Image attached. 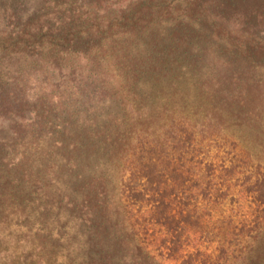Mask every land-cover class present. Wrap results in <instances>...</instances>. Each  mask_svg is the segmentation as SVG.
<instances>
[{
    "label": "trees",
    "instance_id": "16d2710c",
    "mask_svg": "<svg viewBox=\"0 0 264 264\" xmlns=\"http://www.w3.org/2000/svg\"><path fill=\"white\" fill-rule=\"evenodd\" d=\"M77 3L78 11L84 9L80 14L90 20L87 28L81 16L65 21L53 44L54 57L47 61L34 52L22 57L26 64L42 63L56 72L57 84L49 89L63 87L62 60L85 61V67L71 66L72 74L81 78L73 89L84 108L68 113L77 116L78 128L71 132L64 120L43 117L58 124L60 152H67L64 162L76 177L82 180L83 158L89 164L100 160L99 166L109 170L90 174L83 186H76L80 196L74 200L80 208L79 223L86 228L90 264H264V155L244 146L217 116L225 109L210 106L190 112L185 106L134 103L123 106V112L115 110L118 106H103L108 110L101 116L98 107L88 106L94 98L103 105L108 99L122 102L137 94L138 77L151 74L160 79L187 63V71L202 68L207 94H222L227 97L225 108L242 110L240 120L260 117L259 110L246 107L264 104V0ZM206 18L212 24L205 29L209 36L227 27L240 32L223 65L204 59V50L191 44L204 30L200 24ZM164 37L171 39L166 48L161 46ZM145 38V44L156 41V47L135 54L131 45ZM195 50L199 55L192 54ZM109 80L126 93H111ZM40 118L20 116L23 131L37 135L38 126L46 129L48 124H39ZM249 173L253 175L245 176ZM229 204L236 205L230 217L225 215ZM209 245H215L213 251Z\"/></svg>",
    "mask_w": 264,
    "mask_h": 264
},
{
    "label": "rangeland",
    "instance_id": "374dc122",
    "mask_svg": "<svg viewBox=\"0 0 264 264\" xmlns=\"http://www.w3.org/2000/svg\"><path fill=\"white\" fill-rule=\"evenodd\" d=\"M77 7V0H0V264H33L41 262V259L48 260L49 264H90L91 261L87 251L86 228L79 223L80 217L77 216L80 208L74 199L77 200L80 193L76 191V186H83L90 174L103 175L109 170L107 165L99 166L100 160H97L98 164H89L83 158L82 182L64 162L68 154L60 152L62 135L58 124L45 121L43 117L50 116V120L58 122L62 119L70 131L75 132L79 126L77 116L69 114L77 110L80 112L84 105L79 106L80 95L73 89L81 78L72 74L71 66L85 67V61L62 60L66 76L63 87L49 89L57 84L54 81L56 72L48 65L41 66V62L26 64L22 57L28 52H34L47 61L54 57L53 44L59 41V31L60 28L63 30L62 23L65 21H75L81 16L87 28L90 20L80 14L84 13V9L80 7L78 11ZM200 26L204 30L191 44L204 50V59L217 65L229 62L234 50L230 48L240 32L227 27L209 36L205 29L212 28V24L207 18ZM169 28L173 29L172 25ZM164 38L161 46L166 48L171 39ZM148 40L145 38L131 45L135 54H147L150 48L153 51L156 41L145 44L144 41ZM161 46H157L155 56L161 51ZM192 54L199 55L196 50ZM186 68L187 63L160 79L151 74L142 75L136 79V95L125 96L122 102L108 99L104 105L94 98L88 106L98 107L101 116L108 110L103 106H118L115 110L123 112V106L134 103L136 106H185L190 112L207 111L210 106H218L225 110L217 112V116L235 132L238 140L244 146L247 144L254 154L261 152L263 156L264 104L246 107L248 110H259L260 117L252 121L240 120L241 109L224 107L226 96H212L204 91L205 78L201 67L195 66L188 71ZM118 84L109 80L106 87L111 93L116 89L120 94L126 93ZM60 102H63L62 107L58 104ZM50 110L54 112L48 114ZM35 115L41 116L39 124H48L46 129L38 126L37 135L30 130L23 131L26 126L20 121V116L31 118ZM34 135L35 138H32ZM261 172L264 173V169ZM248 175L253 174L245 176ZM261 190L264 188L261 187ZM257 198L260 199L259 194ZM235 206L229 204L225 215L230 217ZM39 226L43 230H37ZM61 236L62 240L57 241ZM214 248L215 245H209L208 250L213 251Z\"/></svg>",
    "mask_w": 264,
    "mask_h": 264
}]
</instances>
